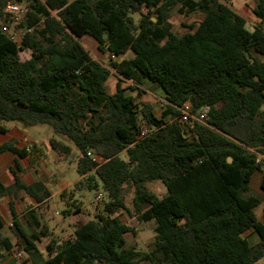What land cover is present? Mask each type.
<instances>
[{
    "label": "trees",
    "instance_id": "obj_1",
    "mask_svg": "<svg viewBox=\"0 0 264 264\" xmlns=\"http://www.w3.org/2000/svg\"><path fill=\"white\" fill-rule=\"evenodd\" d=\"M251 1L252 30L221 0H0V123L50 126L73 146L52 138L50 147L64 158L77 154L75 187L101 185L106 199L93 219L69 239H51L45 252L37 242L48 234L34 212L31 234L15 216L26 263L255 264L264 257V224L254 214L260 200L249 188L252 174L263 172L264 192V0ZM9 3L26 8L12 29L3 11ZM174 9L202 19L176 35ZM14 29L22 31L19 41L9 35ZM85 36L117 60H94L79 41ZM112 73L117 81L109 93ZM146 81L168 104L160 117L122 86L139 98ZM185 103L192 115L208 107L205 120L184 129L174 108ZM140 125L151 129L149 136L138 138ZM4 152L33 164L37 148L12 141L0 145ZM19 170L17 162L9 170L16 190L37 204L49 197L41 183L22 184ZM153 181L166 188L164 197L146 190ZM125 186L133 189L137 221H154L150 251L127 246L135 230L118 216L128 211ZM6 193L0 182V197ZM70 207L79 211L75 201ZM2 229L0 216V261L14 249ZM248 230L258 235L257 245L244 237Z\"/></svg>",
    "mask_w": 264,
    "mask_h": 264
},
{
    "label": "rangeland",
    "instance_id": "obj_2",
    "mask_svg": "<svg viewBox=\"0 0 264 264\" xmlns=\"http://www.w3.org/2000/svg\"><path fill=\"white\" fill-rule=\"evenodd\" d=\"M225 4L229 8H231L236 14L241 16L246 21V27L248 30H252L256 25L257 21L252 14V9L254 7V3L251 0H225ZM137 21L138 16H133ZM202 19L201 14H192L189 16L180 15L174 9L172 11V16L170 22L173 26V32L176 35H182L188 29L186 26H190L198 23ZM12 29L15 27L12 23L8 24ZM20 30L14 29V33L20 37ZM81 45L90 53V55L98 62L107 65L109 62L108 55L101 54L97 50L96 43L89 37L85 36L80 40ZM22 57H26L27 54L22 53ZM132 57V53H128L125 58ZM113 60H117L116 58ZM116 78L112 75L106 82L107 89L109 93H113L115 91L116 86ZM122 86L126 88V93L134 97L136 100H141L146 103H149L153 106L154 113L158 116L161 115V110L158 106V102L163 98L161 90L155 88L154 86H144L142 89V95L138 98V92L131 91L129 85L127 83H122ZM179 121V120H178ZM179 123L186 129L187 123ZM4 126L8 129H12L14 127L21 128V125L16 122H4ZM29 137L36 143L39 147V151L35 153V167L42 163L39 166V174L42 182L48 180V173L46 169H44V164L48 168V170L52 173L51 180L49 184H47V191L51 193L52 200L48 201L45 205H40L39 211L32 209L34 211L35 216L39 219L40 222H43V226L47 229L48 238L41 239V242H37V245L40 247L42 251L45 252L46 244L51 240H57L59 242L69 239L73 235L72 226L75 225V221L78 223L86 222L88 220L93 219L95 213L99 212L102 209V205L104 201H106L104 196V191L101 185H99L95 189H87L85 187H75L74 182L79 179V176L76 172V153H72V155L67 156L65 159H61L60 161L55 160V151L50 147L49 143L52 138L56 140L62 141L70 147H73L72 144L67 141L63 136L55 135L52 128L47 125H38L35 127L28 128ZM41 149V150H40ZM31 152V149L29 150ZM75 152V150H74ZM41 153V154H40ZM120 158L124 161L127 160L126 154H120ZM2 172L0 171V177H2ZM26 175V172H25ZM13 183L10 182L8 186H11ZM62 185L68 186L71 191L70 195H63L61 198L60 189ZM147 191L153 193L158 198H162L166 195V188L160 181H153L147 183L145 185ZM100 193L102 195V199L99 202H95V196ZM21 191H10L8 196L5 198H0V213L5 220L6 227L4 228L3 234L9 237L13 244L14 250L12 255H10L9 261L6 264H31L26 263V255L19 250L18 244L22 243V240L15 230V227L12 222V218L9 212V202L13 204V208L15 212L19 215L18 222L20 227L27 233L31 234L33 232V228L30 226L31 218L29 213L31 208H33V204L29 203V201L24 200ZM67 194V193H66ZM252 194L257 195V192L253 190ZM15 197H12V196ZM133 197V189L130 186H125L122 192V199L128 211H121L118 213V216L122 223L127 224L134 228V235H127L126 242L128 247H133L137 251L146 252L150 251L153 247L154 240V221L149 222H138L137 219L133 216V209L131 207ZM73 199V200H72ZM81 209V213H78L74 221L69 220L70 218L65 214V212L69 209L72 212V216L76 215V210L74 207H70L73 202ZM35 205V204H34ZM96 206V209L94 208ZM48 207V209H47ZM98 208V209H97ZM74 212V213H73ZM258 214L261 211H257ZM36 232H39L37 230ZM41 237V236H40ZM42 238V237H41ZM46 240V241H45ZM255 264H264V257L257 261Z\"/></svg>",
    "mask_w": 264,
    "mask_h": 264
},
{
    "label": "crops",
    "instance_id": "obj_3",
    "mask_svg": "<svg viewBox=\"0 0 264 264\" xmlns=\"http://www.w3.org/2000/svg\"><path fill=\"white\" fill-rule=\"evenodd\" d=\"M144 86L150 87V86H153V85L150 82L146 81V82H144ZM143 89H144V87H143ZM162 96L164 98L163 92H162ZM156 116L157 117H160L158 115H156ZM3 123L4 122L0 123V130L3 128L5 132L2 133L0 131V145H2L4 143H9V142H12L13 141V142H15V146L16 147H18V148H25V144L23 143V141L25 139H27L28 142L31 144V146H35L37 148V152L39 151V147L36 145V143L28 135V130H27L28 128L26 129L23 126H21V128L14 127L12 129H8L6 126L3 125ZM37 152H35V153H37ZM34 154L31 157V160H33L32 158H35V155ZM63 158H64L63 155L55 152V160L60 161ZM15 162H17L18 165H19V167H20V170L19 171H16V175L19 177L20 182L22 184H24V185H27V186L28 185H31V184H34V183H41L47 189V186H48L47 184H49V182L51 180V177H52L51 174L52 173L48 170V168L44 164V169H46V171L48 173V180H46L45 182H42L41 181V178H40V174H39V172H40L39 166H41L42 163H40L38 166L35 167V161L33 160V164H32L30 162V158L29 157L19 158L16 155H14L12 153H9V152L0 153V171L2 172V174H1L2 177H0V182L7 187V193H6V195L3 196V197H0V198L3 199L5 197H7L8 194H9V192L11 190L12 191H14V190L15 191H21L22 193H24L23 195H25V196H23L24 200L29 201V203H31V204H33V203L35 204V205L33 204V208H31V211L30 212L33 211L32 209H35L38 212L40 205L47 204L48 201L52 200V197L53 196L48 191L49 192V197L47 199H45L42 203L37 204L23 190H16L15 187H14V181H13L12 174L9 171L10 168H15ZM25 172H26V175H25ZM262 177H263V172H254L252 174V176H251V179H250L249 188H250L251 192H253V190H255L257 192V195H255V194H253V195H255L260 200V203L254 209V214H255V217H256L257 221L260 222V223H262V224H264V192L260 188V184H261ZM80 179L81 178L79 177V179L76 182H74V184L77 183ZM12 181H13L12 185L11 186H8V184H10V182H12ZM69 189L70 188L68 186L62 185V187L60 189L61 198H62V194H64V193H65L64 196L65 195H70L71 196V191H68ZM12 197H15V196L13 195ZM8 206H9V212H10V215H11V218H12V222H14V217L15 216L17 217V220H18L19 219V215L15 212V210L13 208V204L11 202H9V205ZM47 209H48V207H47ZM258 210L261 211L260 214H258V212H257ZM78 213H81V209H79V211L76 212L75 213L76 215H74V216H72V213H71V215L68 216L70 218L69 220L74 221V219H76L77 216H79ZM0 216H1L2 223H3V229H2V233H3L4 232V228L6 227V223H5V220L2 217L1 213H0ZM38 221H39V219H38ZM86 222L84 221V222H82V223L79 224L78 221H75L76 224L72 226L73 231L76 228L80 227L82 224L86 223ZM40 225L43 226V222H40ZM46 231H47V229H46ZM5 237H7V236H5ZM244 237L246 238V240L248 241V243H249L250 246H255L260 241L258 235L254 231H252V230L246 231L244 233ZM47 238H48V236L47 237H42L41 239H47ZM12 252H11L10 255H12ZM10 255L8 257H6L5 259H2L0 261V264H6L9 261Z\"/></svg>",
    "mask_w": 264,
    "mask_h": 264
},
{
    "label": "built area",
    "instance_id": "obj_4",
    "mask_svg": "<svg viewBox=\"0 0 264 264\" xmlns=\"http://www.w3.org/2000/svg\"><path fill=\"white\" fill-rule=\"evenodd\" d=\"M224 1L225 0H221V2H224ZM3 11L5 14H7L9 16L10 20L12 21V23L14 25H18L23 20V18L25 17V14H26V8L25 7L20 6V5H16V4H12V3L7 4ZM19 32H20V36H21L22 31H19ZM9 35H10L12 40H15V41L20 40V37H18V35L16 34V32L14 33V31H10ZM108 57L111 60L115 59V57L111 54H108ZM166 105H168V104L166 103L164 98H162L160 100V102H158V106H159L161 112L164 110ZM174 109L180 113L178 120L183 124L184 123L190 124L193 121L203 122L205 120V118L207 117L208 112H209L208 107H203V108L199 109V111L197 112L196 115H192L189 112L187 103H185L181 108H174ZM150 133H151V129L149 127H147L145 125H140L138 138L139 139L145 138V137L149 136ZM23 143L25 144V149L27 151H29L32 147L31 144L28 142L27 139H25L23 141ZM87 155L91 156L90 153H88ZM101 198H102V195L100 193H98L95 196V202L100 201Z\"/></svg>",
    "mask_w": 264,
    "mask_h": 264
},
{
    "label": "water",
    "instance_id": "obj_5",
    "mask_svg": "<svg viewBox=\"0 0 264 264\" xmlns=\"http://www.w3.org/2000/svg\"><path fill=\"white\" fill-rule=\"evenodd\" d=\"M227 161H228V163H231V159L230 158H228Z\"/></svg>",
    "mask_w": 264,
    "mask_h": 264
}]
</instances>
